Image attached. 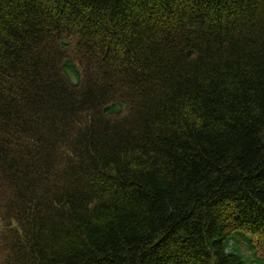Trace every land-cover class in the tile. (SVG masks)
<instances>
[{
  "label": "trees",
  "instance_id": "1",
  "mask_svg": "<svg viewBox=\"0 0 264 264\" xmlns=\"http://www.w3.org/2000/svg\"><path fill=\"white\" fill-rule=\"evenodd\" d=\"M0 264H264V0H0Z\"/></svg>",
  "mask_w": 264,
  "mask_h": 264
}]
</instances>
